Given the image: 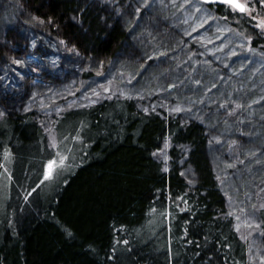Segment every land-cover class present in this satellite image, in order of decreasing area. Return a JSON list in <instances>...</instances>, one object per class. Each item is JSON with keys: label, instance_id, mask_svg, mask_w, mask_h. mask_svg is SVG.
<instances>
[{"label": "trees", "instance_id": "1", "mask_svg": "<svg viewBox=\"0 0 264 264\" xmlns=\"http://www.w3.org/2000/svg\"><path fill=\"white\" fill-rule=\"evenodd\" d=\"M16 2L22 20L57 42L63 58L92 57L104 67L126 41L124 18L111 22L108 12H90L80 0ZM253 4L264 19V2ZM206 6L238 33L255 35L248 12ZM249 46L264 49V40L254 39ZM27 49L26 38L15 28L0 33V63L25 58ZM187 52L179 57L189 61ZM164 60L163 68L150 64L135 69L140 73L137 86L161 72L160 83L168 85L172 75L166 71L172 63ZM31 70L34 78L50 79L37 65ZM107 87L94 105L72 106L53 118L55 145L48 143L49 133L33 111L0 119V174L9 171L8 194L0 206V264H253L248 242L226 215V194L205 158L212 127L169 114V104L139 112L131 99ZM144 92L148 102L151 90ZM8 102L0 98L2 107ZM211 116L217 117L209 113L204 122ZM240 142L231 145L235 156ZM62 144L65 170L46 180L43 164L61 160L56 152ZM183 148L197 175L192 185L176 162ZM165 151L170 159L164 163L159 156ZM261 226L264 249V214Z\"/></svg>", "mask_w": 264, "mask_h": 264}, {"label": "rangeland", "instance_id": "2", "mask_svg": "<svg viewBox=\"0 0 264 264\" xmlns=\"http://www.w3.org/2000/svg\"><path fill=\"white\" fill-rule=\"evenodd\" d=\"M80 1L90 12L96 8L98 14L108 12L106 17L111 22L118 17L119 21L125 20L122 24L127 30L126 41L107 66L99 65L92 57L80 60L66 53L67 58H63L57 42L22 20L16 0H0V33L13 27L28 44L25 58L0 63V98L10 101L5 107L0 105V119L7 113L14 116L33 111L43 131L49 133L48 143L55 145L56 136L50 128L53 118L72 106L94 105L110 85L118 96L131 99L139 112L159 110L169 104L165 108L169 114H177L185 122L200 120L204 126L212 127L204 154L226 194V215L247 240L252 263L264 264L260 238L264 214V49L249 46L254 39L264 40V29L257 27L264 19L253 0H241L250 7L247 17L255 27V35L250 37L238 33L229 21L198 0ZM168 32H172L171 40L166 38ZM187 49L189 61L179 57ZM164 59L167 64L172 63L166 71L167 76L172 75L169 84L160 83L164 76L161 72L142 78L143 84L138 87L140 73L135 69L145 70L150 64L163 68ZM36 65L50 77L48 81L32 77L31 66ZM86 67L89 73L82 80ZM189 83L192 90L188 89ZM175 88L181 91H174ZM146 90H151L148 102L144 101ZM169 97L174 101L170 103ZM237 99L241 100L239 106ZM209 113L217 117L211 116L206 124ZM239 141L241 150L235 156L231 145ZM64 149L62 144L56 154L63 157L60 154ZM180 151L176 156L179 172L192 185L197 175L187 159L188 150ZM159 157L164 163L170 159L166 151ZM52 161L51 170L50 161L43 164L46 180L65 170L60 159ZM1 165L3 168V161ZM0 175L4 178H0L2 207L8 194L9 171Z\"/></svg>", "mask_w": 264, "mask_h": 264}, {"label": "snow or ice", "instance_id": "3", "mask_svg": "<svg viewBox=\"0 0 264 264\" xmlns=\"http://www.w3.org/2000/svg\"><path fill=\"white\" fill-rule=\"evenodd\" d=\"M208 2L222 3L225 6L231 8L233 10H238L241 13L250 12V7L247 4L241 2V0H208ZM262 2H264V0H262ZM257 27L264 29V20H261L260 23L257 25ZM16 63H19V61H16ZM64 159H66V158L61 157V163H63ZM53 163H54L53 161L49 162V169L50 170H51Z\"/></svg>", "mask_w": 264, "mask_h": 264}, {"label": "water", "instance_id": "4", "mask_svg": "<svg viewBox=\"0 0 264 264\" xmlns=\"http://www.w3.org/2000/svg\"><path fill=\"white\" fill-rule=\"evenodd\" d=\"M200 3L202 4H205V5H208V6H215V5H224L222 3H211V2H208V0H198ZM242 2V1H241ZM235 12H239L238 10H234ZM241 13V12H239ZM241 14H244V13H241Z\"/></svg>", "mask_w": 264, "mask_h": 264}]
</instances>
